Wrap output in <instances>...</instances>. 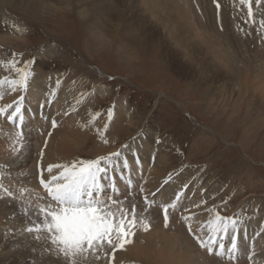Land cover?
Instances as JSON below:
<instances>
[{"label": "rangeland", "instance_id": "1", "mask_svg": "<svg viewBox=\"0 0 264 264\" xmlns=\"http://www.w3.org/2000/svg\"><path fill=\"white\" fill-rule=\"evenodd\" d=\"M28 1L30 3L32 0ZM40 1L33 9L34 11L29 8L23 9L24 6L21 4L15 7L0 3V34L5 33L12 38L21 40L14 46L11 55L21 58L20 67H24L23 59L31 60L32 63L30 66L28 65L29 72L42 68V72L61 75L59 77L62 80L76 81L81 78L87 81L86 86L82 87L80 91L84 90L85 92L86 90L87 95H94L93 106L91 105L92 101L88 102L90 103L89 111L90 117L92 116L94 120L93 124H98L99 128L92 125V120L87 126L89 130L85 126L80 128L86 141L82 152L75 155L74 158L89 160L117 151L121 154L118 158H124L122 153L128 152L133 154L134 158H139L137 154H141L139 152L142 147L137 148V146L143 142L150 145L155 142L154 145L157 146L151 148L147 153L150 164L154 163L159 146L168 147L169 155L175 160L174 169L170 170V174L167 173L162 182L161 186L165 188L166 197L159 204L155 202L151 205L152 202L150 203L148 200V203L144 194L140 193L148 170L144 169L138 178V189H132L131 192L129 189L121 194H115V191L111 190L108 173L101 177L102 189L97 194V198L109 200L111 210L117 216L123 209L127 213L128 219H131V209L135 205L138 221L143 217L147 222H150L152 227L154 226L149 228L150 231H144L143 224L138 222L132 230L134 235L130 238L131 243L126 244L125 247L129 244L142 246L141 244H145L142 241H154L155 244L160 245L157 238H153V240L150 238V236L158 235L162 239L167 237L173 242L174 239L177 240L178 237H181L177 240L178 244L175 243V245L182 251L181 248H187L185 240L187 237L194 245L190 256L196 264H264V247H259V243L264 238V108L260 102L251 101L250 108L252 113L255 109L262 108L261 116L254 118L250 115L247 118L244 103L239 102V106H235L237 103L234 100L238 97L229 95L230 85L226 79H229L230 74L223 71V67L219 66L215 70L214 67L206 65L203 63L201 55L192 47L176 45V37L172 33H168L161 26H154L152 22H156L154 15L157 14L152 15L153 12H156V9H152V4L145 6L140 0H107L108 8L106 5H98L96 0ZM184 1L185 3L179 1L181 4H185V12L182 13L189 17L192 16L193 10L196 16L195 20L203 28L210 24L211 27L208 29L205 27V30L211 31L212 28L214 31L221 32L225 27L227 28L223 32L227 31L228 38L231 40L230 50L235 56L240 59H259L258 52L264 49V27L260 24V21L264 20V0H261L259 4L253 0L252 17L247 14V4H242L241 0ZM131 2L134 7L136 5L137 10H132ZM134 14L137 19L151 22L145 31L141 32L140 28L134 31L129 30V27L136 24L133 23ZM5 17H11L12 21L16 22L17 27L20 26V28H12L9 24H4L5 26L2 27L1 21L3 22ZM223 21H227L226 25L223 24L225 27H222ZM93 28L99 29L102 37L91 39ZM153 31L156 32L151 33ZM165 42L173 48L174 58L170 56H168V60L163 58ZM180 61L185 64L188 62L189 69L184 68L185 71H183L181 67H178ZM260 62L262 65L264 64V61L260 60ZM187 71L188 73H186ZM189 71H191V75ZM212 71L217 74L221 72L224 76L218 78ZM198 75L212 78L215 90H219L217 93L220 97L214 98L215 105H213L216 107L213 106L212 109L205 108L206 97L203 99L199 90L190 82V79ZM86 87L87 89H85ZM5 97L3 96V98ZM15 106L16 104H13V108L9 109L7 113L0 114L1 118L5 115L3 119L7 122V115L14 110ZM41 107L42 105L38 104V109L32 112L26 118L27 120H24L25 127L23 129L30 128L36 122L41 126L42 123H48L50 118L48 120L47 116L38 113ZM85 108L88 107L85 106ZM109 111L112 112L111 118L108 116ZM207 111L208 113H206ZM48 115H52L50 111ZM54 119L56 118L54 117ZM130 121L133 122L131 126L129 125ZM6 125L10 130H20L16 123L8 121ZM105 125H107L106 130ZM89 126L94 127V131L90 130ZM125 127L130 128L129 131L124 130ZM52 130L51 124L48 135L46 132H42L43 130L38 129L36 132L39 136L43 135L42 146L45 148L36 147V143V149H41L38 156H41L35 157L34 151L31 154L40 162V159L46 156V144ZM94 132L96 134H93ZM25 136L24 149L31 150L34 144L33 135H29L31 140H27ZM102 137H105L107 143ZM30 145L31 147H28ZM26 151L25 153H28ZM1 156L0 171L2 169L5 171V179L2 180L3 186L5 185L4 187L13 193L15 199L21 200V185L15 186L16 183L12 181L13 176L20 168H16L14 165L12 167V159H10L12 157L3 156L2 159ZM13 157H17L16 151ZM79 159L77 161H80ZM112 163L115 165L113 170L119 174L129 173L124 164ZM35 170L32 175L38 179L40 172H35ZM105 177L107 179L103 182ZM106 181L108 182L106 183ZM34 183L42 194L39 197L37 193L39 201L44 204H46L45 202L52 203L51 198L47 195V190L38 185V180ZM177 183H179L178 186ZM27 192L28 190H26V194ZM43 200L45 201L43 202ZM173 204H175L174 208L171 207ZM164 205L169 206L167 227L164 224ZM200 205H204L202 210H200ZM208 210L210 211L208 212ZM7 212L6 220L1 224V230L10 234L11 239L28 242L27 244L33 247L30 251L42 254L39 256L42 259L45 258L47 263L49 260L50 264H54V262L55 264H68L67 258L62 254L59 255L46 233H40L39 240L33 237V235H37L35 233L31 234L27 231L25 234L21 233V223H23L21 222V207L16 212L17 216L13 215L14 210L10 208L7 209ZM217 214L235 218L238 222L237 229L233 231L229 226L227 234L220 233L216 245H210L214 251L209 253L206 248L200 246L199 240L208 241L209 237L217 236V233L212 230ZM186 217L187 219H185ZM152 219L153 221H151ZM7 220L8 222H5ZM26 223L22 226L25 230L32 225L30 220ZM189 225L192 229L191 232L188 230ZM178 231L179 233H177ZM249 233H253L252 240ZM173 234H179V236ZM233 235L237 236V249L230 253ZM143 238L147 240L145 241ZM221 243L224 245L223 254L217 255L216 251H220L218 245ZM158 245L154 246L155 250L159 249ZM122 250L113 251L106 246L97 253L99 259L89 254L87 260L82 261V264H99L100 262V264H117V262L121 264L122 260L125 264H134V262L135 264H145L135 259H128L129 261L121 259L118 252ZM258 253L262 255L260 256ZM250 254H253L251 260L248 259ZM115 257L118 258L115 259ZM114 259L117 261L115 262ZM237 261L238 263H236Z\"/></svg>", "mask_w": 264, "mask_h": 264}, {"label": "bare ground", "instance_id": "2", "mask_svg": "<svg viewBox=\"0 0 264 264\" xmlns=\"http://www.w3.org/2000/svg\"><path fill=\"white\" fill-rule=\"evenodd\" d=\"M179 1L180 2L183 1L185 3L184 0H179ZM179 1L178 0H140V2H143L145 6H147L148 4H152V6H153L152 9H156V12H153L152 15L157 14V15H154L155 19H156V20L155 19L154 20L156 22H152V24L154 26L155 25L161 26V27L165 28V30H167L168 33H172L173 36L176 37V45H180L181 47H186V48H188V46L192 47L194 51H197V53L201 55V58L203 59V63H205L208 66L214 67L215 70L219 66L223 67L224 68L223 71L230 74L229 79H226L227 83H229V85H230L229 95H231V96L236 95L238 97V98H236V100H234V102L237 103L235 106H237L239 104V102L244 103V107L246 109L245 110V112H246L245 116H247V118H249L250 115H252L254 118H258L259 116H261V113H263L262 108L255 109L252 113L251 112L252 109L250 108V106H251L250 102L253 100H257V102H260V104L264 108V64L262 65L261 64L262 62H260V60L264 61V49H262L261 51L258 52L259 53L258 55H260V57H261V58L259 57L258 60L254 59V58H253V60L252 59L251 60L240 59L238 56H235L234 53H232V51L230 50V48H231V42L230 41L231 40H230V38H228L227 31L223 32L224 30H227V28L225 27L227 21L224 22L226 19L222 23V25L225 24L222 27L226 28V29L224 28L223 31H221V32H218V30L214 31V30H212V28H211V31L205 30L204 29L205 27L207 29L211 27V26H209L210 24L208 23L209 24V25H207L208 27L205 26L203 28V26H201L200 23L195 20L196 16L193 13L192 9H191L192 10V16L187 17L186 14L182 13V12H185V7H184L185 4H181ZM39 2H41V1L40 0H32L29 3L28 0H0V3H3V4H9V5H12L15 7L18 4H21L22 6H24L23 9L29 8L31 10H33ZM95 2H97L98 5H103V6L106 5V7L109 8V5L106 4L107 0H96ZM131 4H132L131 5L132 10L133 9L137 10L136 5L134 7L132 2H131ZM207 15L209 16V14H207ZM207 17H205V18H207ZM134 18H135V20L133 21V23H136V24L135 25L133 24L131 27H129V30L134 31V30H137L140 28L141 32H143L151 24L150 21L145 22L144 19H137L136 14H134ZM207 21H208V19H207ZM212 23H213V21H212ZM1 24H2V27L5 26L4 24H9L12 26V28L17 27V25H16L17 23L12 21L11 17H5V20H3V22L1 21ZM206 24H207V22H206ZM11 26H9V27L11 28ZM214 26L216 27V25H214ZM18 27L20 28V26H18ZM192 27H194V29H192ZM215 29H217V27ZM155 32L156 31H153L151 33H155ZM100 36H101V33H100L99 29L93 28L91 39L92 38L98 39ZM251 39H252V37H251ZM19 42H21V40H18L17 38H12V37L6 35L5 33L0 34V79L4 78L5 76H7L9 78L16 77L15 70L14 69L10 70L8 65H7V62L15 60L17 63V66H19V67L21 66V58L19 56H12L11 55V53H13L14 46ZM243 42H245V41H243ZM164 44L163 45L165 47H164V52H163V58L167 59L168 56H170L171 58H174L173 54L175 52H174L173 48L171 47V45L169 43H166V42ZM240 44H241V42H240ZM232 46H233V44H232ZM254 52H256V51H254ZM245 55H246V53L244 54V57H245ZM256 60L259 62H257ZM23 61L25 62L26 60L23 59ZM187 63L188 62H186V64H185V63H183V61H180L178 64V67H181L182 70L185 71L184 68L189 69V67H190ZM165 66H166V64H165ZM37 69L36 70L34 69V71L30 70L31 73L29 76V83H28V87L26 90L18 89L17 91L12 92L9 90L7 85H5L2 89H0V91L4 92L3 96H6L5 98L0 99V106H4L6 104H12V105L16 104L19 101V97H21V96L24 97V99L22 101L23 102L22 114H23V118H24L23 119V125H22V132H23L22 140L19 137H17V135H16V133L18 131L10 130L9 126L6 125V123L8 121L6 122V120L3 119L5 117V115H3L2 118L0 116V155H2L1 156L2 159H3V156H6L8 158L12 157V158H10V159H12V164H11L12 167L14 165L16 168H20L18 170V172H16L15 175L13 176L12 181H14L16 183L15 186L21 185V190L22 189L25 190L23 193L21 192V200H19V199L17 200L15 198H10V197L8 198V196L3 193V190L0 189V264H50L51 263V262H49V260L47 263V260L45 258H43L44 259L43 260L40 257L42 254H37V253L35 254V252L32 253L30 250L33 247H32V245L27 244L28 242L26 243L20 239H17V240L11 239V237L9 236L10 234H7V232H3L1 230V227H2L1 224H3V221L6 220V217L8 214V212H7L8 208L14 210L13 215L14 214L16 215V212L20 209V207H21V212H20L21 213V222H23V223H21V233H23V234L26 233V230L22 226L27 224L26 223L27 221L30 220L32 222V224L35 222H38V217L33 215V211L38 206V204H44V203H42L38 199L39 197L42 196V194L40 193V191H39L37 185L34 183V181L38 180V182H39L38 185L42 187V185L40 183V179H41L42 174H43L42 175L43 179L45 181H47V180L49 181L53 176H58L60 174V172L62 171V169L53 168L52 171L49 172L47 170L48 165H50V164L51 165L70 164L73 161H77V159H79V158L75 159L74 157H75V155H78L82 152L83 146L85 145L84 142L86 141V137H83L84 135L81 134L80 128L84 127V126L87 128V126H88V124H90L91 120H92V122H91L92 125H94L93 124V121H94L93 117L92 116H91L92 118L90 117V111H89L90 103H88V102L92 101L91 105L93 106V104L95 103L94 100H92V99H94L93 98L94 95H92V94L87 95L86 90H85V92H84V90H83V92L80 91V89L82 87L86 86V84H87V81L85 79L80 78V79H77L76 81H74V80L71 81L68 79L62 80V79H60L61 75H59L60 76L59 77V76L53 74L52 72H51L52 74L49 72L48 73L42 72L41 71L42 68L38 69V70ZM191 71L194 72L192 69H191ZM191 71H189V73ZM186 73H188V71ZM213 73L218 78H222L221 76H224L223 73H221V72L219 74H217L215 72H213ZM190 75H191V73H190ZM190 82L192 83L193 86H195L199 90V93L202 95L201 97H203V99L206 97L205 102H204L205 108H207L208 110L212 109V107L215 105L213 103L214 98L217 99V97H220V96H218V93H217V91L219 92V90H215V86H213V79L207 78L206 75H204V76L198 75L195 78L190 79ZM85 89H87V87ZM27 90H29V91H27ZM196 92H197V90H196ZM225 98H227V97H225ZM223 99H224V97H223ZM48 101H50V102H48ZM40 102L43 104H41ZM38 104L42 105V107L39 108L38 113L44 114L45 116H47L46 119L49 120V118H50V120L48 121L47 124L45 123L46 125L43 123H42V126L37 125V122H36L30 128L23 129V127H25L24 126L25 125L24 120H27L26 118H28L29 115L32 114V112H34L38 109ZM48 104H49V106H48ZM85 106L88 108H85ZM214 107H216V106H214ZM49 111L53 115V118H52V115H48ZM206 113H208V111ZM54 117L56 119H54ZM53 120H55L57 122V127L53 128L52 132H50V135L48 137V142L46 144V149H45L46 150V156H45V158L40 159L41 160V162H40L38 158H33L34 156L31 154V152L34 151V154L36 153L35 157H39L41 155L38 156V153H40L41 149L37 150L36 147L45 148L42 146L43 139H44L43 135L39 136L38 133H36V132L39 129L40 131L43 130L42 132H46L48 135V133H49L48 130H50ZM28 124L31 125V123H28ZM132 124H133V122L130 121L129 125L131 126ZM92 125H90V126L92 127ZM90 126H89L90 130L94 131L93 130L94 127L91 128ZM94 126L98 127V124H96ZM128 127H125L124 130L129 131L130 128H128ZM121 130H122V127H121L120 131ZM95 131L97 132V130H95ZM90 133H91V131H90ZM45 134H44V136H45ZM93 134H96V133L94 132ZM97 134H99V133L97 132ZM108 134H109V132H108ZM24 135H26L25 137H27L26 138L27 140L31 138L29 135H33L34 144L32 145V147H31V145L28 146V147H31V150L26 149L28 151V153H25L26 150L24 149V140H25ZM94 137L95 136L93 135V138ZM45 138H46V136H45ZM147 139H149V138H147ZM30 142H29V144H30ZM36 143H37V145H36ZM154 143L153 144L151 143V145H150L147 142H143V144H140V146H137V148L142 147V149L139 152L141 154L140 155L137 154L139 158H134L133 157L134 155L129 154V152H128L125 154L122 153L124 158H118V159L114 158L113 159V162L114 163L118 162L117 163L118 165H119V163L120 164L122 163V165H123L126 161L127 162L126 168L129 172L126 175H122V173L119 174L117 171L113 170V168H109V171H108L109 176L108 177L110 179L109 181L111 182L110 186H111V190L115 191L114 192L115 194H121L122 192L129 191V189H130V192L132 189H138V184H139L138 178L141 176L142 171L144 172V169H145V170H148V174L146 175L143 186H141L142 188H140V193L142 195L144 194L143 196L148 203H149V201H150V203L152 202L151 205H153V203H155V202H158V204H159V202L161 203L162 201H164V199L166 197L165 190H164L165 188L161 185H162V182L164 181V179L166 178L167 173L169 172V174H170V170H172V168L174 167L175 160L172 158V156L169 155V153H168L169 148L168 147L164 148V146L163 147L159 146L158 147L159 150L156 151V158H154L155 161H154V163L150 164L148 162L149 158H148L147 153H148V151H150L151 148H154V146L155 147L157 146V145H154ZM31 144H32V142H31ZM35 145H36V147H35ZM15 151L17 152L16 158L13 157ZM42 152H44V151H42ZM35 168H36V170H35ZM33 169L35 170V172L36 171L40 172L39 178L37 176L38 179H36L35 175L34 176L32 175V172L34 171ZM0 172H1L0 173V184H3V181L5 179V176H4L5 171H4V169H2ZM32 177H34V178L32 179ZM197 178H199V177H197ZM106 179L107 178L105 177L103 179L104 180L103 182H105ZM107 182L108 181H106V183ZM205 183H207V182H205ZM178 184L179 183H177V186H178ZM201 184H202V182H201ZM26 190H28L27 194H26ZM37 193H38L39 197L37 196ZM179 196H180V194H179ZM197 199H198V197H197ZM44 201L45 200H43V202ZM171 201H172V199H171ZM45 203L47 204V202H45ZM207 204H209V203H207ZM211 205H213L212 202H211ZM211 205H209V206H211ZM203 206L204 205H202L200 207V210H202L201 208H204ZM195 207H193V208H195ZM26 209H27V214H25ZM149 211L151 212V210H149ZM198 211H199V209H198ZM209 211L210 210H208V212ZM9 214H10V212H9ZM203 216H205V215L203 214ZM206 218H208V217H206ZM151 221H153V219ZM5 222H8V220ZM148 223H150V222H148ZM18 227H20V226H18ZM254 228H255V226H254ZM141 230H142V228H141ZM179 231L177 233H179ZM150 234H151V232H150ZM249 234H250V239H251L253 233H249ZM173 235H177V234H173ZM177 236H179V234ZM33 237H36V235L35 236L33 235ZM184 237H186V236H184ZM29 238L31 239L30 236H29ZM150 238H152V240H153V238H157L158 241L157 240H155V241L159 242L160 245L155 244L154 241H150V242L149 241L148 242L142 241V243H145L144 245L141 244L142 246H140L139 244H138L139 246L135 245V244H129L127 247H125L128 249H126V250L123 249L124 251L122 250V251L118 252L119 253L118 256L121 259L124 258V260H126V261H129L128 259H135V260H138V262L140 261V262L145 263V264H196L195 261L193 260V258L190 256L191 252L194 248V245L191 244L192 241L190 242V240L187 237L185 238V240L187 242V248L188 249L186 247L181 248L183 252L179 249L178 246L175 245V243H177V240L181 237H178L177 240L174 239V242H173V240L172 241L169 240L167 237H163V239H162L158 235L150 236ZM41 243H42V241H41ZM156 245L159 246L158 250L154 249L156 247ZM259 247L260 248L264 247V238L259 243ZM263 250H264V248H263ZM258 254L260 256L262 255L260 253H258ZM255 255H257V254H255ZM117 258L115 257V259H117ZM60 259H62V258H60ZM115 259H114V261L116 262L117 260H115ZM118 261L120 262V260H118ZM122 261H121V264H122ZM63 262H65V261H63ZM132 262H134V261H132ZM236 263H238V261ZM54 264H55V262H54ZM117 264H118V262H117ZM123 264H125L124 261H123ZM134 264H135V262H134Z\"/></svg>", "mask_w": 264, "mask_h": 264}, {"label": "snow or ice", "instance_id": "3", "mask_svg": "<svg viewBox=\"0 0 264 264\" xmlns=\"http://www.w3.org/2000/svg\"><path fill=\"white\" fill-rule=\"evenodd\" d=\"M256 4L261 3V0H254ZM242 4H247L248 16H253V0H241ZM264 27V20L260 21ZM31 60L24 62V67L17 66L15 60L8 61L9 69H14L16 77L9 78L5 76L0 79V89L5 85L12 92L18 89L26 90L29 83L30 72L28 65ZM18 77V78H17ZM4 92L0 91V99L3 98ZM24 97H19V101L10 114L7 115V120L17 124L20 129L16 135L21 140L23 138L22 125V101ZM12 104L0 106V114H5L9 109H12ZM109 118L112 112L108 113ZM52 126L55 128L57 122L52 121ZM105 130L107 125L104 126ZM107 143V141H104ZM120 152L109 153L107 156H99L95 159L73 161L70 164L48 165V171L53 168L62 169L58 176H53L50 181H45L41 175L40 183L47 190V195L51 198L52 203L41 204L37 206L33 215L38 217V222L33 223L26 228L28 233H35L36 238H39L40 233H46L51 244L55 246V250L62 254L68 260V264H82L86 261L89 254L96 256L106 246L113 251L116 249H124L125 245L131 243L132 231L138 222L143 224V230L148 231L151 227L143 217H136L135 205L131 209V219H128L127 213L121 209L120 215L117 216L111 210L108 201L97 198V194L101 192L102 184L101 177L106 176L109 167L115 168L112 163L114 158L120 156ZM124 166L127 167L125 161ZM0 189L10 198L13 193L0 184ZM25 190L22 189L23 193ZM114 203V202H113ZM175 207V204L171 205ZM169 206H163L164 224L167 227L169 223ZM27 214V209L25 210ZM187 219V217L185 218ZM237 220L231 217H224L217 214L212 230L217 233V236L209 237L208 241L199 240L200 246L206 248L209 253L214 251L210 245H216L220 233L227 234L229 226L235 231L237 229ZM188 230L191 232V226ZM115 237V239H114ZM199 239V237H197ZM220 251H216L217 255H222L224 245H218ZM237 249V236L231 237L232 253ZM107 254V253H105ZM252 255L248 259H252ZM235 258V257H232Z\"/></svg>", "mask_w": 264, "mask_h": 264}]
</instances>
